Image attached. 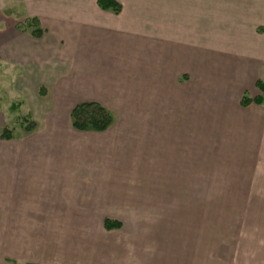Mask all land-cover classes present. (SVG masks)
<instances>
[{"label": "crops", "instance_id": "obj_1", "mask_svg": "<svg viewBox=\"0 0 264 264\" xmlns=\"http://www.w3.org/2000/svg\"><path fill=\"white\" fill-rule=\"evenodd\" d=\"M116 1L118 13L97 0H0V76L53 67L36 86L64 112L82 101L149 109L95 142L72 125L47 128L49 140L30 130L28 163L2 171L6 219L21 223L6 226L20 238L0 264H264V107L241 105L264 79V0ZM30 18L41 36L17 27ZM93 152L133 161L94 164ZM141 156L143 184L128 174ZM191 170L213 172V194L189 195Z\"/></svg>", "mask_w": 264, "mask_h": 264}, {"label": "rangeland", "instance_id": "obj_2", "mask_svg": "<svg viewBox=\"0 0 264 264\" xmlns=\"http://www.w3.org/2000/svg\"><path fill=\"white\" fill-rule=\"evenodd\" d=\"M27 28V27H26ZM33 28H30L32 30ZM53 66V65H52ZM65 66V65H64ZM63 66L62 70H67L66 67ZM21 72L16 73L15 75H1L0 81L2 82L0 85V112L4 113L2 115L3 121L0 120V255L5 252V250L8 247L15 246V242L20 237H6L7 230L5 229L6 226L9 227V229H12V225L14 223H21V220H9L6 219V216H9V214L6 213V206H11V195L8 196L9 191H7V188L5 187L6 184L4 182L5 180V174L4 169L6 168V165L10 166H16L22 163L27 164V157H25V160H22V147H23V140L28 137V133L32 130H35L37 128V125H39V129L41 131L42 139L49 140V135H45L46 129L50 127H58L61 128V131H70L71 124L69 119V111L72 109V106L70 105L67 110L61 111V109H58V107L50 103L51 93L49 91H46L44 86H36L40 82H45L53 78V67H47L45 69V72H29L24 71L23 66L20 67ZM49 70V71H48ZM44 71V70H43ZM260 78H264V73L260 75ZM37 87V89H36ZM36 89V90H35ZM35 90V91H34ZM246 95H250L251 91H246ZM84 102V101H82ZM97 102V101H96ZM99 103V102H98ZM112 104V102H111ZM109 109V108H108ZM112 112L113 115V121L114 119H117V117L120 116H136V115H149V109H142V108H135L132 106L129 107H123V106H116L114 109H109ZM53 114H58L56 118L62 121V123L58 124H45L46 119L48 116ZM67 115V116H66ZM112 121V122H113ZM38 123V124H37ZM112 124V123H111ZM110 124V126H111ZM41 126V127H40ZM120 126V125H117ZM27 127H31V131L27 130ZM4 129L9 130L10 135L9 138H3L1 136V133ZM39 129H36L35 131H39ZM88 135L86 136H80L79 141L83 143H89L92 141H96V137H102L98 136L100 134L98 131L95 130H85ZM36 132V133H37ZM95 136V139L93 137ZM148 143V138H147ZM16 149H18V152H16ZM148 148L146 149V151ZM96 152H93L92 158L93 163H102V164H109L110 166H117V165H128L133 160L131 157H124V156H99L95 154ZM140 159H142L139 165L140 168L138 170H135L134 173H128L130 176H134L136 180H143L142 184L149 181L150 179V172H149V162H148V156H141ZM211 158H206V168L211 170L213 168V161H211ZM208 160V161H207ZM90 163V159H81L78 161V163ZM194 162L191 161V169L196 167L197 165H193ZM35 164V163H34ZM87 166V165H84ZM140 169V170H139ZM207 170L206 172H197L191 170L189 172V188L188 193L189 195H198L202 193L213 194L214 191V180H213V172ZM82 174V177L84 178L85 182H88V176H90L91 171L87 169V171H80ZM93 172V176L97 173ZM95 173V174H94ZM128 178H130L128 176ZM5 184V185H4ZM4 185V186H3ZM136 190H140V194L142 195H148L149 189L148 188H142L139 189L136 187ZM186 194V193H184ZM8 202V203H7Z\"/></svg>", "mask_w": 264, "mask_h": 264}, {"label": "trees", "instance_id": "obj_3", "mask_svg": "<svg viewBox=\"0 0 264 264\" xmlns=\"http://www.w3.org/2000/svg\"><path fill=\"white\" fill-rule=\"evenodd\" d=\"M97 4L104 10H110L118 13L121 10L120 4L116 0H97ZM20 28H33L31 34L39 37L43 33L39 22L36 18L27 19L23 24L17 25ZM258 93L253 96L243 94L241 97V105L247 106L251 103L259 104L264 107V79H259L255 84ZM71 125L74 129L85 131H105L113 121L112 112L96 101H84L75 104L69 112ZM32 128L27 127V130ZM10 135L9 130L4 129L1 133L3 138L8 139ZM105 228L119 227L120 222L115 220H105Z\"/></svg>", "mask_w": 264, "mask_h": 264}]
</instances>
